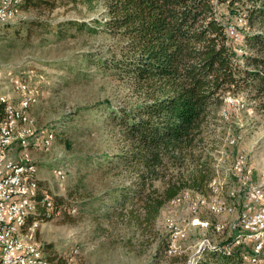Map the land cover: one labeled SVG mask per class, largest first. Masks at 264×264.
I'll return each mask as SVG.
<instances>
[{"label": "rangeland", "instance_id": "374dc122", "mask_svg": "<svg viewBox=\"0 0 264 264\" xmlns=\"http://www.w3.org/2000/svg\"><path fill=\"white\" fill-rule=\"evenodd\" d=\"M38 3L0 23V108L16 106L24 94L29 99V121L15 125L13 136L35 143L26 147L36 167L29 181L39 180L38 199L48 194L57 204L51 209L39 201L28 223L51 263L191 264L207 249L245 245L248 240L236 233L245 187L232 166L237 155H244L251 168L247 180L264 184V109L242 95L227 94L209 124L214 178L232 211L214 214L200 207L197 224H192L188 203L178 196L162 206L152 224L128 221L114 204L118 188L127 184L126 172L106 168L105 160L123 149L108 116L111 107L128 108L138 96L99 63L113 39L100 29L77 28L82 23L98 28L93 19L102 18L103 2ZM219 9L226 13L221 5ZM23 148L14 140L7 152L15 160L8 163L20 160ZM59 169L63 178L56 174ZM215 224L222 229L216 231ZM170 230L180 237L173 255L164 249Z\"/></svg>", "mask_w": 264, "mask_h": 264}, {"label": "trees", "instance_id": "16d2710c", "mask_svg": "<svg viewBox=\"0 0 264 264\" xmlns=\"http://www.w3.org/2000/svg\"><path fill=\"white\" fill-rule=\"evenodd\" d=\"M38 2L23 0L21 8ZM102 2V18L93 19L98 28H77L100 29L113 39L99 63L138 96L128 108L111 107L108 116L123 149L105 160L106 168L124 169L127 180L114 204L128 221L152 224L184 190L210 191L214 170L206 134L225 96L242 95L264 109V0ZM237 18L245 23H236L241 37L235 43L225 26ZM56 206L51 200L50 208ZM32 214L36 210L27 223ZM251 246L207 249L191 264H250Z\"/></svg>", "mask_w": 264, "mask_h": 264}, {"label": "bare ground", "instance_id": "6f19581e", "mask_svg": "<svg viewBox=\"0 0 264 264\" xmlns=\"http://www.w3.org/2000/svg\"><path fill=\"white\" fill-rule=\"evenodd\" d=\"M22 2L23 0H17L15 1V3H8V10H11V15H18V13L22 10ZM13 19H15V17L6 19L0 15V23H8ZM243 20L242 18H239L241 24L245 23ZM235 25H231V27L235 29V35L238 39L241 36H239ZM28 109V98L27 101H24V99L20 100L16 106L6 105L4 108H0V120H3L4 117L9 116V126H3V133L9 134L11 137H14L13 127L17 124L27 123L29 121ZM44 145H49V139L45 140ZM23 157L25 158V160H27V162L20 163V168H24L23 176L27 177L26 183L24 191L20 194V196H15L14 198V205H20L23 213L20 216L19 214H12L11 230L14 231L15 236L19 237L18 248L26 250H35V246H39V256L38 262L36 264H50L47 256L44 254L43 249L34 240L32 229L27 223V217L30 213L35 212V207L39 201L46 207L50 208L51 199L48 194H45V196L41 197V199L35 200V196L37 193V184L35 180H29H31L30 175L36 170V167L35 164L30 162L29 154H23ZM244 162L245 157L244 155H242V157H237L235 159L234 165L240 168V176L242 177V180L248 181L247 179L251 175V168L247 167ZM16 172H18L17 161L14 163H8V166H6V173L15 174ZM56 174L61 178L64 177V174L60 169L56 171ZM209 185L210 187H212V192L210 195H205L199 192H190L191 201H187V203L189 212L191 216L193 215L190 219V222L192 224H197L196 215L200 207H205L214 214L223 213L226 211L229 212L233 209L232 204L219 195L220 186L218 180H216L215 178L212 179ZM251 185H254V191L257 194L258 204H255V212L258 214V216H262V219H264V184L251 183ZM185 192L186 190H184L182 193ZM230 194L233 195V191H231ZM256 194L252 193V186H245L243 200L245 201V203H256ZM214 228L216 231H219L222 229V226L219 224H215ZM171 234L176 235V237L179 236L178 231L170 230V237L165 249L167 255H173L177 247L176 243H171ZM257 237H259L260 246L264 247V224H262V227L257 229ZM248 258L250 259V264H264V250H252ZM34 260H36V252L23 251L21 253L20 264H34Z\"/></svg>", "mask_w": 264, "mask_h": 264}, {"label": "built area", "instance_id": "2783aa9c", "mask_svg": "<svg viewBox=\"0 0 264 264\" xmlns=\"http://www.w3.org/2000/svg\"><path fill=\"white\" fill-rule=\"evenodd\" d=\"M15 1L17 0H0V15L3 16V18L10 19L12 17H17L22 13L19 12L18 15H11V10H8V3H15ZM225 30L228 35L237 39L235 29L231 27V24H226ZM23 84L24 86H28L27 83ZM24 101H27V99H25V94ZM3 126H9V116L0 120V264H20L21 253L23 251L36 252V260H34V264H36L38 262L39 246H35V250L18 248L19 237L15 236L14 231L11 230L12 214H19L20 216L23 213L20 205H14V198L15 196H20L24 191L27 177L23 176L24 168H20V161H22V154H29L26 148L28 142L25 139L26 137H22V135L19 137H11L9 134H4ZM14 140L20 141L24 148L21 151L20 160L16 159L18 172L15 174H8L6 173V166H8L10 160L15 159L10 158L7 151L13 144ZM237 157H242V154L237 155L236 158ZM232 171L240 177V168L236 167L234 162ZM242 183L244 187L252 186V193L256 194L254 191V185H251L250 181L242 180ZM190 192L195 191L186 190V192L182 193L179 198H182V200L185 201H191ZM255 204H258L257 194L256 203H245L242 199L238 217L239 230L237 233H239V237L243 236L251 242L252 250H264V247L260 246L259 237H257V229L262 227L264 219H262V216H258L255 212ZM179 238L180 237L171 234V243H178ZM226 249L229 250L228 248ZM248 261L250 263L249 258Z\"/></svg>", "mask_w": 264, "mask_h": 264}, {"label": "crops", "instance_id": "0c3cea01", "mask_svg": "<svg viewBox=\"0 0 264 264\" xmlns=\"http://www.w3.org/2000/svg\"><path fill=\"white\" fill-rule=\"evenodd\" d=\"M173 201H175V199H173Z\"/></svg>", "mask_w": 264, "mask_h": 264}]
</instances>
